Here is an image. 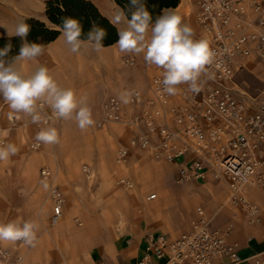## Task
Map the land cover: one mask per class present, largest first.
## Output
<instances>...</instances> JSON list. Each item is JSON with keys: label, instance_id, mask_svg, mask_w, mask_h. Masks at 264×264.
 <instances>
[{"label": "built area", "instance_id": "obj_1", "mask_svg": "<svg viewBox=\"0 0 264 264\" xmlns=\"http://www.w3.org/2000/svg\"><path fill=\"white\" fill-rule=\"evenodd\" d=\"M195 4L194 15L200 32H194V39H208L215 54L207 66V74L198 80L199 93L182 84L177 86L175 95H168L163 90V70L157 67L150 79L149 95L140 89L132 91L133 110L129 115L125 116L118 96L108 95L94 124L103 127L116 122L135 129L128 144L118 145V163H126L130 146H136L152 157L175 164L178 184L219 181L228 189L227 202L241 209L249 224H258L261 208L248 194L253 188L264 189V87L251 93L235 78L249 57H257L264 65V0H195ZM126 63L134 65L136 59L130 56ZM37 103L39 108L46 106ZM6 105L0 97V113ZM6 117L11 127H16L22 115L9 111ZM41 118L39 125L44 127H52L58 119L50 107ZM3 130L0 121V146L5 144ZM40 144L34 140L30 147L36 149ZM82 171L88 179L93 176L88 164L82 165ZM40 175L50 181L51 219L56 222L62 215L64 194L53 183L47 166L40 168ZM117 183L133 186L125 176ZM155 197L156 193H151L147 199ZM209 222L205 209L198 206L191 229L175 238L145 230L136 264H213L219 257H228L229 264L243 261L239 244L227 241L233 222L217 229H210ZM17 243L31 246L22 241ZM263 255L264 251L254 255V263L264 264ZM22 261V254L12 255L0 244V264H21ZM96 264L104 262L97 260Z\"/></svg>", "mask_w": 264, "mask_h": 264}, {"label": "crops", "instance_id": "obj_2", "mask_svg": "<svg viewBox=\"0 0 264 264\" xmlns=\"http://www.w3.org/2000/svg\"><path fill=\"white\" fill-rule=\"evenodd\" d=\"M91 1L107 18L112 17L115 14L117 6L122 9L115 2V0ZM196 8L197 7L195 4V0H180L176 7L166 8L165 10H175L176 13L182 17V21L185 24L189 25L194 32L198 33L200 32V29L197 25L194 15ZM30 17L44 21L48 26L52 28L62 29L61 27L52 24L48 20L46 15V0H0V37L12 36L14 34L15 25L18 24L22 19L26 20V18ZM151 24L154 25L155 22ZM115 26L117 27V30L118 28L123 29L125 27L124 24ZM61 35L62 32L60 31L59 35L55 39L49 41L44 45V51L41 56L32 61L17 60L16 67L21 70L23 74L27 75L34 72L38 65L46 66L57 83L62 88L73 89L78 99L85 98L88 105L93 102L99 101L98 116L101 114V103L103 99L108 95H116L119 97V94L121 92H132L134 89L142 90L145 95L150 94V79L157 67L155 65L147 64L144 61L143 53L139 55L134 53H121L119 49L115 47L119 39L113 44L105 46L103 45L104 48L99 51H96L91 43L85 42L79 52L72 53ZM87 40L88 39L82 41ZM127 55H129V57L133 56L135 59L137 58V63L128 66L124 65L123 59ZM244 61L245 68L236 75L235 79H237L239 74H241L242 72L251 74V76H253V78H251V81L257 84V87L254 88L255 92L250 89V86L246 82L238 84L248 89L251 93H256L264 87V65L255 56L249 57ZM123 106L125 116L129 115L133 110V107L130 105V103L127 105L123 103ZM37 110L40 115H43L48 112L49 106L46 104L45 107H38ZM9 111L11 110L9 109L8 105H6L3 107L0 113V121L2 126L4 127V130L2 132V136L5 138L4 145L9 143L14 144L16 143L14 142L15 140H20L23 144H25L24 141H26V139H30L29 142H32L36 140V134L42 128H46L44 126H40L39 124L32 123L31 116L24 113H21L22 118L21 120H19L18 125L16 127H11V122L6 117ZM98 116H96L95 118H97ZM95 118L93 120H95ZM61 119L62 118L56 119L52 127H54ZM113 126H117L120 129L119 133L121 140L119 144H128L129 139L135 133V129H133L132 127L125 125L124 123L116 122L107 123L103 127H96L95 124H93L94 128H101L105 130ZM16 147L18 151L15 155H11L7 160L0 161V223H7L10 221H31L38 226L36 232L42 233L44 223L47 221V219L51 224L58 223L62 219L64 208L66 207L65 190H63V188L56 182L55 179V173L58 169L57 163L53 159V157L49 156L48 162L49 166H51L50 168L52 169L50 170L52 171L53 175V183L57 184V186L62 190L65 197V201L62 204V215L58 219V221L53 222L51 219L53 204L52 201L50 202V204L43 201L42 205H39L38 200L36 201L34 199L35 193H33L35 184L39 186H43L45 184L47 185V188H49L50 181L42 179L41 175L38 174V170H40L42 166L47 165L41 164L44 162L42 160L41 154L39 155L32 153L28 157H24L23 153L21 152V147L23 146ZM26 147L28 148L29 145ZM139 153L151 157V155L146 150H143L136 146H130L127 162L124 164L118 163L116 161V157L115 161L118 165L126 167L131 157ZM160 160L165 161L163 159ZM170 165L173 168L172 178L175 182L176 166L173 163H170ZM49 166L47 167L49 168ZM91 169L93 172V176L89 178V181H93L96 175L95 170L92 167ZM9 170H16V177L20 182H22L19 192H21V194H25V204L20 206L21 213L13 214L11 212V209L9 208V205H6L4 203V201H6V198L2 193L1 186L4 183L3 181H5L9 176H12L7 173V171ZM123 176L128 177L133 182V180L127 173L120 174L117 180ZM121 186L126 187L125 185ZM191 186L203 187V189H206L208 192L214 195L215 198H217L216 200L218 201L217 206L210 207L206 203H197L193 208V215L190 218L188 227L183 230L175 229V227L168 228L164 226H144L142 231H140L138 234V243L135 251L131 256V259L126 264H136L137 258L140 256L142 251V236L145 230L150 229L156 232L163 233L169 238H175L181 233L188 232L191 229V221L196 217V208L198 206L203 207L210 217V229L224 227L228 222H233V227L227 235V241H236L239 244V254L245 258L243 261L235 264H255L252 257L264 251V189L253 188L249 191L248 195L250 199L257 202L261 208L260 223L252 225L247 222L246 217L241 209L233 207L230 203L227 202L228 189L223 183L211 179L206 181H190L180 184L178 190L182 193H186L187 191H189ZM166 191L168 194V198L171 199V196L176 193L177 189L172 186H168L166 188ZM151 193H156L155 198H157V192ZM151 193L145 194L143 198L145 203L147 201L155 200V198L147 199V196ZM180 202L182 210L186 212L188 210V198L184 196V198H182ZM40 206L42 208V213L40 212ZM150 210H152V208H149L147 211L150 212ZM75 219L79 218L75 217ZM77 222L81 224L80 221L77 220ZM0 244L9 249L12 255H16L18 253L22 254L23 261L21 264H23L24 262V257V264H31L29 263V258L31 257L32 252L35 250L34 248L32 250H28L30 246L24 247L22 245H19L17 241L10 243L9 241H0ZM97 260H102L104 264H110L101 257H98L96 261ZM59 261H64L65 264H67L66 260ZM96 261L94 264H96ZM213 264H229V258H216Z\"/></svg>", "mask_w": 264, "mask_h": 264}, {"label": "rangeland", "instance_id": "obj_3", "mask_svg": "<svg viewBox=\"0 0 264 264\" xmlns=\"http://www.w3.org/2000/svg\"><path fill=\"white\" fill-rule=\"evenodd\" d=\"M128 57L123 59L126 66ZM251 78V74L242 72L235 81L239 84L246 82L255 92L257 84ZM88 106L94 119L99 114V101ZM54 127L58 132V143H41L33 149L30 139H26L25 144L20 140L14 141L16 146H23L21 152L24 157L32 153L41 154L44 161L41 164L49 166L48 158L53 157L58 168L56 182L66 194L62 219L56 224L47 219L42 233L36 232L34 246L28 249H35L29 258L31 264H55L59 260H66L67 264H94L98 257L110 264H126L135 251L138 234L144 226L183 230L188 227L197 203H206L210 207L218 204L217 198L203 187L191 186L186 193L179 191L180 184L172 178V166L159 158L139 153L131 157L126 167L118 165L115 157L121 139L117 126L105 130L92 125L82 131L73 118L61 119ZM84 163L95 170L93 181L87 180L84 175L81 168ZM7 173L12 176L1 186L6 198L4 203L9 205L13 214L21 213L20 206L25 204V194L19 192L22 182L16 177V170ZM122 173L129 174L133 180L132 187L116 183ZM168 186L177 189L171 199L166 191ZM151 192H157V198L145 203V194ZM33 193L39 205L43 201L50 204L45 184H35ZM184 196L189 201L186 212L180 202ZM149 208L153 211L148 212Z\"/></svg>", "mask_w": 264, "mask_h": 264}, {"label": "clouds", "instance_id": "obj_4", "mask_svg": "<svg viewBox=\"0 0 264 264\" xmlns=\"http://www.w3.org/2000/svg\"><path fill=\"white\" fill-rule=\"evenodd\" d=\"M131 4L136 10L132 12L130 20L118 6L115 14L108 17L114 25H125L123 29L118 28L119 40L115 47L121 53H143L147 64L161 68L163 90L168 95H175L177 86L182 84H188L191 91L199 93L198 80L201 75L207 74V66L211 65L215 55L209 40L194 39L193 29L182 22V17L175 10H165L153 25L152 17L141 0H131ZM58 30L62 32L61 36L72 53L79 52L85 42L91 43L96 51L104 48L102 40L106 32L102 28L94 26L87 41L80 39L82 28L77 19H64L63 28ZM29 31L30 26L25 23V19L15 25L12 36H18L24 42L19 55L11 62L4 59L11 50V45L0 49V97L11 112L31 116L34 124L41 122L37 102H42L52 109L56 117L74 118L77 126L82 131L86 130L94 124V120L85 98L78 99L73 89L62 88L46 66L38 65L34 72L27 75L16 67L17 60L32 61L43 54V45L26 41ZM133 95V92L123 91L119 94V99L127 105ZM35 139L43 144L59 142L55 127L42 128ZM17 151V147L11 143L0 146V161L7 160ZM37 227L31 221L0 223V241H22L34 246Z\"/></svg>", "mask_w": 264, "mask_h": 264}, {"label": "trees", "instance_id": "obj_5", "mask_svg": "<svg viewBox=\"0 0 264 264\" xmlns=\"http://www.w3.org/2000/svg\"><path fill=\"white\" fill-rule=\"evenodd\" d=\"M123 9L126 17L130 20L132 12L136 8L131 4V0H115ZM180 0H141L145 9L151 15V23L156 22L157 18L164 14V10L170 7H176ZM46 15L48 20L61 28L66 18L77 19L80 22L82 32L80 39H88V34L93 27L102 28L106 35L102 40V45H110L119 39L117 27L104 16L98 7L91 0H46ZM25 23L30 26V31L25 38L28 43H37L45 45L55 39L60 30L48 26L44 21L30 17L26 18ZM18 36L0 37V49L6 45H11V50L4 58L11 62L19 55L23 44Z\"/></svg>", "mask_w": 264, "mask_h": 264}]
</instances>
